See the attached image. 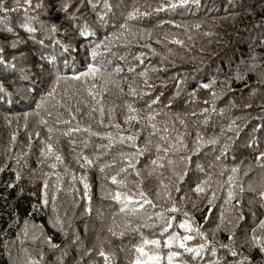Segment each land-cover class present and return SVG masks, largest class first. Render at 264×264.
<instances>
[{
  "label": "trees",
  "instance_id": "obj_1",
  "mask_svg": "<svg viewBox=\"0 0 264 264\" xmlns=\"http://www.w3.org/2000/svg\"><path fill=\"white\" fill-rule=\"evenodd\" d=\"M69 2L73 5L70 11L79 9L74 19L57 12L55 0H32L31 8L4 0L8 11L0 12V55L7 60L0 64V168L4 169L0 171V264H81L83 253L66 251V231L74 236L79 233L73 221L99 237L94 247L103 248L109 264H118L134 258L132 249L141 237L167 238L168 234L160 235L166 222L173 225L169 234L183 235L185 230L178 226L186 219L194 236L189 246L205 243L196 235L197 228L210 242L203 259L192 264H264V254L250 243L253 229L264 236L259 219L248 209L247 214L240 211L229 217L226 209V205L251 197V203L260 206L259 212L264 210V199L258 195L264 191V158L256 159L264 153V0H188L182 5L179 0H94L95 10L87 0ZM170 3L178 6L169 8ZM37 4L42 6L37 8ZM161 4L165 10L154 12ZM136 8L152 14L127 21V28L122 29L128 12ZM100 16H104L103 22ZM241 16H247L250 23L239 21ZM52 24L59 31L49 35L43 25ZM29 25L36 31L29 33ZM81 28L88 30L90 39L77 47ZM106 36L110 51L101 48L97 57L102 75L94 81L89 78L87 85L62 79L55 84V99L48 97L53 77L84 71L88 63H94L86 55V47ZM66 48L79 54L70 55ZM93 83L95 99L85 90ZM128 104L135 109L131 115H137V120L126 122ZM31 114L43 119L46 114L55 129L45 132L40 124H32L28 120ZM149 115L154 119L149 121ZM77 127L81 131L63 135ZM86 128L100 135L83 131ZM22 133L44 135L61 157L54 148L56 142L76 161L78 156L70 149H84L100 159L92 166L79 164L74 170L62 157L63 163L51 168L55 156L35 164L40 152L34 151L28 162L33 147L21 148ZM197 134L202 137L200 143ZM129 135L133 140L121 143ZM212 140L216 143H210ZM188 156L190 161L181 159ZM113 160V167L100 171L101 163ZM233 167L238 169L236 173L231 171ZM121 168L126 171L117 179L124 181L123 186L110 179ZM35 170H49L51 175L56 170V193L51 200L49 185L45 188L30 178ZM198 184L203 192L193 191ZM117 190L128 194L143 190L156 207L134 204L122 212L121 204L111 199ZM230 192L233 199H229ZM135 200L142 203L138 195ZM173 202L180 211H166ZM133 208L136 210H130ZM101 209L105 211L99 219ZM150 215L149 226L140 227ZM110 227L116 236L108 231ZM27 228H39L58 247L47 250L41 242L23 243ZM121 232L125 234L121 236ZM87 233L80 234L82 239L90 235ZM231 234L230 247L236 256L222 247L229 244ZM19 247L24 253L22 262L16 261ZM167 251L163 249L165 256ZM185 258L191 261L192 255L185 254ZM162 264H167L166 259Z\"/></svg>",
  "mask_w": 264,
  "mask_h": 264
},
{
  "label": "snow or ice",
  "instance_id": "obj_2",
  "mask_svg": "<svg viewBox=\"0 0 264 264\" xmlns=\"http://www.w3.org/2000/svg\"><path fill=\"white\" fill-rule=\"evenodd\" d=\"M15 3L20 4L21 2L28 5L29 8L32 7V0H14ZM56 4L58 5L56 7L57 12H61L65 15L66 18L69 19H74L76 16V12H79V9L77 8L75 12L70 11V9L73 7V5L69 2V0H55ZM81 3L84 2V0H80ZM87 2L89 4L92 5L93 10L96 9V4L94 2V0H87ZM198 2V0H197ZM179 3L182 4H186L188 3V0H179ZM42 5L37 4L36 7L39 8ZM178 6L177 3H170L167 5V7L169 8H176ZM165 5L161 4L159 7L153 9L154 12H159V11H163L165 10ZM4 11H8V9L5 8L4 6V0H0V12H4ZM152 13L148 12V11H143L141 12L139 8L134 9L131 12H128L126 18H125V23L121 24L120 27L122 29H126L127 28V21L130 20H135L138 19L142 16H149ZM100 20L103 22L104 21V16H100L99 17ZM3 23V17H0V24ZM198 27V26H197ZM44 30L49 34H54L57 33L59 31V29L57 28V26L55 24L52 25H43ZM26 30L29 33H33L36 31V29L32 26H27ZM79 39L76 40V45L77 47L81 44V43H85L86 41H89L90 39V33L88 32V30L86 28H81L79 30ZM106 41H110L109 37H105L104 40L95 42V43H89L88 46L85 49L86 55L91 57V60L94 61L90 62L86 65V68L84 71L79 72V73H75L73 74L71 77H63L59 74L55 75L53 77V86L52 88L48 91L47 96L55 99V94H56V87L55 84L59 83L60 80L62 79H66V80H73V81H77L80 82L83 85H87L89 78H91L93 81L95 80V78L98 75H102V67L98 66V61H97V57L99 55V50L101 48H105V50L110 51V49L107 47ZM175 43H181L180 41H174ZM41 44H43V41H40ZM60 42L57 41V44H59ZM13 48L16 47V43H13L11 45ZM3 50L0 49V52H2ZM64 51L68 52V54H76L78 55V51L73 53L72 49H64ZM141 63H143V61H141ZM0 64H7V60L0 55ZM132 69H130L131 71ZM52 71V70H50ZM145 83L147 84V80L145 81ZM204 88H209L210 85L208 84H203L202 85ZM96 85L93 83L91 85V88H86L85 90L88 91V95L92 96L93 99H95V95L92 92V88H95ZM131 92H135L134 89H130ZM215 94V93H214ZM158 101L157 100H153L152 104H156ZM204 103H208V101H204ZM61 106H63V101H60ZM151 104L149 105V108H151ZM39 107V105H38ZM128 109H129V115L125 118L126 122H130L133 120H137V115H131L132 112H135V109L132 107L131 104L127 105ZM95 111V109H93ZM69 111L71 112V110L69 109ZM101 114L103 115V108L100 109ZM207 111V110H205ZM27 116V114H25ZM73 119H75V115H73ZM147 119L149 121L154 119L153 115H149L147 117ZM65 123H69V121H64ZM41 123L43 124H47V121L45 120H41ZM104 121L101 120V124H103ZM114 127H119V125H114ZM153 127H155V125H153ZM52 129L49 128V132H51ZM76 131H81L80 128H69L68 131L64 132L63 135L68 136L70 135V133L72 132H76ZM83 131H88L90 132L91 135H100V133H94L91 132L90 128H86L83 129ZM165 131H167V129H165ZM37 136H39V133L36 134ZM108 138H110V134H108ZM13 141L15 140V135H13L12 137ZM49 139H51V137H49ZM125 140L127 141H131L133 140V136L129 135L126 138H122L121 139V143H124ZM202 140V137L199 136V134H197V143H200V141ZM210 143H216L215 140L210 141ZM159 150V149H158ZM45 156H51L54 155L55 156V163L50 164L49 166L51 168H55L57 166V163L62 164L63 163V158L59 155V154H55L54 150H53V146L52 144H47V151L43 153ZM262 158H264V153H261L260 155H258L256 157L257 160H261ZM100 158L99 157H95V158H90L87 155H84L83 152H81L78 157H77V162L80 163L81 167H85V166H92L93 164H95ZM181 159H187V160H191V157H181ZM217 160L220 159V156L216 157ZM153 164L156 163V161L152 162ZM115 165V161H111L108 163H101L100 164V171L104 172L105 168H110L113 167ZM129 167H132L131 163L129 162ZM3 168H0V171H3ZM126 170L124 168H121L120 172H118L116 175H113L110 179L111 182L113 184H118L120 186L124 185V181L118 180L117 177L120 175V173L125 172ZM231 171L233 173H236L238 171L237 168L233 167L231 169ZM223 173H221L222 175ZM20 178L19 173H17V179ZM233 178L230 176L229 180L231 181ZM202 183H207V180L202 182ZM9 187H12V185H8ZM48 187L47 181L45 182V188ZM88 185L87 183H85V196H87V191H88ZM177 191H179V188L177 187L176 189ZM205 189L202 187L201 184H198L197 187L195 189H193V191L200 193L203 192ZM244 189L241 188V192H243ZM139 196L140 199L142 200V203H140L139 201L135 200L136 196ZM259 197L261 199H264V191H260L258 193ZM215 196V193H213V197ZM233 195L230 192L229 193V199H233ZM88 199L90 200V197H88ZM111 199L116 201L117 203L121 204V209L120 211H124L125 208H129L130 205H134V204H139V208H143L145 204L147 205H151L153 208L156 207V204L148 199L146 193L143 190H139L137 193H132V194H128V193H124L121 192L119 190H117L115 192V195L111 196ZM169 199H171V197L169 196ZM182 199H184L182 197ZM45 203H47V200L45 199L44 201ZM209 202L211 203V200H209ZM239 203V202H237ZM130 210H136V209H130ZM90 211V209H89ZM166 211H170V212H177L180 211V209L177 207V205L175 204V202H173L172 206L167 209ZM209 212H211V209L209 210ZM155 216L159 217L161 215H163L162 213H155ZM184 216L187 218L189 216V213L185 212ZM153 217L150 215L147 220L145 222H143L140 227H148V221H152ZM240 219H243V216H240ZM173 227V225L170 222H166L165 226L162 228V231L160 233L161 237L165 236V234L167 235V238L163 239V241H161V239H147L144 237H141V242L134 246V248L132 249L133 253H134V258L130 261V264H162V262L166 259L167 264H192L193 261L197 260V259H203V250H205L206 248L210 247V242L207 241V237L206 235L199 229H196V235L200 236L201 239H203L205 241V243H201L198 246L191 247L189 246L188 242L192 241L194 239V236L191 234L192 232V228L188 222V220L186 219L184 222H181L179 224V229L185 230V233L183 235H180L178 233H170V229ZM259 229L264 230V220H261L259 223ZM108 231L113 235L116 236L117 233L110 227L108 229ZM257 229H253L252 230V234L250 236V243H251V247L253 248H259L260 252L262 254H264V236H258L256 234ZM125 233L121 232L120 235H124ZM78 239V238H77ZM234 241V234L229 235V244L226 245H222V247L229 249L231 251V255L232 256H236L237 253L235 250L231 249L230 245L233 243ZM50 243V242H49ZM73 243H76V241L74 240ZM53 248L58 247L57 245H51ZM163 249H168L166 256L163 254ZM212 252H215L216 249L214 247L211 248ZM185 254H191L192 255V260L189 261L185 258ZM99 255L101 257L104 258L105 260V264H109L110 261V257L109 255L103 250V248H101V250L99 251ZM245 260H248L249 258L245 257ZM242 264V262H241ZM249 264H252L251 261H249Z\"/></svg>",
  "mask_w": 264,
  "mask_h": 264
},
{
  "label": "rangeland",
  "instance_id": "obj_3",
  "mask_svg": "<svg viewBox=\"0 0 264 264\" xmlns=\"http://www.w3.org/2000/svg\"><path fill=\"white\" fill-rule=\"evenodd\" d=\"M248 14L253 15L252 12H248ZM244 19L245 22L250 23V19L247 16H241L239 17V21H242ZM47 111V109H44V112ZM43 112V113H44ZM33 115V114H31ZM32 124L37 125L41 121V115H33L28 119ZM32 145L33 151L29 155L27 161L29 162V159L32 157L34 151L40 152L39 155L37 156V159L35 161V164H42L44 162H47V156H45L43 153L47 151V144H48V138L45 137L44 135H32L31 133H22L19 137V145L23 150H27L29 145ZM54 148L55 150L62 155L66 159V161L72 166L74 170L78 169V163L76 160L72 159L70 153L58 142L54 143ZM75 156H78L80 152L78 150H72L70 149ZM67 169V168H65ZM56 170H53L52 175L47 171L43 170H35L31 171L29 173L30 178L37 179L39 180L43 185H45V182L47 181V184L49 185V197L50 200L52 197L55 195V189H54V179H53V173ZM64 171V170H62ZM51 175V176H50ZM261 176L264 179V172L261 173ZM264 181V180H263ZM63 198L62 196H60ZM69 200H72L73 198L67 197ZM253 200L251 197L249 198H243L241 201L234 202L230 205H226V209L229 213V217H232L236 215L238 212H244L247 214L246 210L248 209L250 213L254 214L258 219L259 222L262 217H264V210H262V213L259 212L258 208L260 207L258 203L253 204L251 203ZM105 209H101L99 212H97V217L99 219L103 218V212ZM70 214L73 215L74 211L71 210ZM105 215L107 212L104 213ZM82 216V215H80ZM54 223L58 222V217L55 215L53 217ZM259 224V223H258ZM95 225V222H94ZM73 227L74 229H77L79 231L78 235H73L70 231H66V238L69 239L66 245V251L68 253L76 254V253H83V258H81V264H105V260L99 256V251L94 247V245H97L100 242V238H96L95 235L91 232L88 231L89 229L84 226H79L76 221H73ZM79 227V228H78ZM84 227V228H82ZM83 231H87V234H90V236L82 239L80 234ZM78 238V239H77ZM76 241V243H73V241ZM21 241L23 243H34V244H39L40 242L44 247L47 248V250L52 248L53 242H51L46 234L42 232L39 228H27L24 233L22 234ZM50 242V243H49ZM66 252V253H67ZM24 257L23 250L19 247L17 249V262H22ZM131 259L124 258L121 262L118 264H130Z\"/></svg>",
  "mask_w": 264,
  "mask_h": 264
},
{
  "label": "clouds",
  "instance_id": "obj_4",
  "mask_svg": "<svg viewBox=\"0 0 264 264\" xmlns=\"http://www.w3.org/2000/svg\"><path fill=\"white\" fill-rule=\"evenodd\" d=\"M41 120H45V121H47V124H43V123H41V121H40V126L42 127V129L45 131V132H48L49 131V128H51L52 130H54L55 129V127H54V123L52 122V121H49L48 120V118L46 117V114H44V119L43 118H41ZM61 123L58 121L57 122V128H58V125H60ZM72 150H78L80 153L81 152H83V154L84 155H87V156H89V157H92L93 155L89 152V151H87V150H84V149H72ZM93 158V157H92ZM90 236V235H89ZM103 258V257H102Z\"/></svg>",
  "mask_w": 264,
  "mask_h": 264
}]
</instances>
